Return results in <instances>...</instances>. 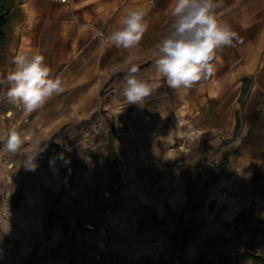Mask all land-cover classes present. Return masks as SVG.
<instances>
[{
    "label": "crops",
    "instance_id": "crops-1",
    "mask_svg": "<svg viewBox=\"0 0 264 264\" xmlns=\"http://www.w3.org/2000/svg\"><path fill=\"white\" fill-rule=\"evenodd\" d=\"M126 1L0 0V78L15 55L32 52L64 87L29 123L0 100V134L25 133L16 153H0V210L14 215L3 264H168L126 251L128 240L157 237L160 223L170 259L203 264L208 240L230 237L234 218L253 201L264 206V0H222L217 19L239 39L217 50L214 74L189 89L170 88L154 67L170 8L151 12L164 21L138 48L100 44L96 29L118 27ZM129 55L141 79L159 84L143 104L123 97ZM94 120L108 132L91 137ZM189 196L198 230L182 247ZM125 214L128 231L118 224Z\"/></svg>",
    "mask_w": 264,
    "mask_h": 264
},
{
    "label": "clouds",
    "instance_id": "clouds-1",
    "mask_svg": "<svg viewBox=\"0 0 264 264\" xmlns=\"http://www.w3.org/2000/svg\"><path fill=\"white\" fill-rule=\"evenodd\" d=\"M222 0H173L170 29L156 44L154 67L166 79L172 89H189L201 80H208L215 71L212 61L216 51L233 46L239 39L229 25L217 19L216 9ZM148 30L146 12L139 8H129L107 35L96 30L101 45L118 49L133 50ZM39 53L23 52L13 57L14 66L5 78H0V100H6L25 114L43 107L54 95L64 91L63 81L52 73ZM129 55L124 75L123 97L127 104H143L159 87L156 82H148L139 77V66ZM25 133L10 128L0 134L4 150L16 153L23 144ZM35 154L27 156L29 167H34Z\"/></svg>",
    "mask_w": 264,
    "mask_h": 264
},
{
    "label": "trees",
    "instance_id": "trees-1",
    "mask_svg": "<svg viewBox=\"0 0 264 264\" xmlns=\"http://www.w3.org/2000/svg\"><path fill=\"white\" fill-rule=\"evenodd\" d=\"M1 25V19H0ZM237 154V152H236ZM228 160L225 159L218 167V172L224 173L226 171V165ZM219 181L218 176L210 180V183H217ZM187 206L190 207V215L181 226V245L187 247L190 245L193 237L198 229L193 227L195 221L194 206L190 203V196L188 197ZM256 202H252L248 208L242 209L238 215L234 218V222L247 229V238L235 246L230 247L226 251L215 252V243L217 241L224 242V239H212L208 240L205 244L207 255H215L214 260L205 261L203 264H264V256L258 254L255 250L258 246L260 237H264V228L261 225L264 223L255 217ZM52 215V211L48 216Z\"/></svg>",
    "mask_w": 264,
    "mask_h": 264
},
{
    "label": "rangeland",
    "instance_id": "rangeland-1",
    "mask_svg": "<svg viewBox=\"0 0 264 264\" xmlns=\"http://www.w3.org/2000/svg\"><path fill=\"white\" fill-rule=\"evenodd\" d=\"M155 1V0H154ZM158 4L156 5H148V4H144L143 1H139V0H127L124 3V12H127V10L129 8H133V7H139L141 4L142 7H139L141 9H143L146 12V21L148 23V30L145 32L143 38L146 39L148 37H151L152 33L154 31L157 32V30L153 29L156 26H161L163 21L161 17H155V16H151V12H156L157 10H162L164 9V7L166 8H170L171 10V5L173 0H158ZM168 18L170 19V23L168 25H166V27L164 28V30L161 31L166 35V33L168 32V30L170 29V26L173 22V17L171 16V11L170 14L168 16ZM157 36V34L155 35V37ZM4 151V147H3V143L0 142V153H3ZM1 213L2 211L0 210V264H3L5 261L6 256L8 255V253L10 251H12L13 249L11 247H9V243H10V236L11 233L14 229L13 226L9 225H4L2 222V217H1ZM255 217L264 222V206H256L255 209ZM262 228H264V223L261 225ZM224 231H226L224 229ZM247 229L241 225H239L238 227L236 226L234 229L233 234L228 237L227 234H223L222 237H220L221 239H224V242H221L220 240L217 241L214 245L215 247V252H219V251H226L227 249H229L232 246H235L236 244L243 242L246 238H247ZM258 254H261L264 256V237H260L259 239V243L258 246L256 247L255 250ZM215 255H208L207 259L205 261H212L214 260ZM244 264H252V263H244Z\"/></svg>",
    "mask_w": 264,
    "mask_h": 264
},
{
    "label": "built area",
    "instance_id": "built-area-1",
    "mask_svg": "<svg viewBox=\"0 0 264 264\" xmlns=\"http://www.w3.org/2000/svg\"><path fill=\"white\" fill-rule=\"evenodd\" d=\"M53 2L60 4V5H68L71 3V0H52ZM153 2L154 0H147ZM97 30V29H96ZM100 31L104 32L103 29H99ZM96 33V32H95ZM106 34V33H105ZM107 35V34H106ZM99 41V38L96 37ZM100 42V41H99ZM101 44V43H100ZM107 45V44H105ZM15 111L18 115H21V123H29L32 118L34 117V111L30 114H25L22 110L15 108ZM7 118L12 117V113L9 112L6 114ZM112 124L114 125V132L118 134L117 130V120L114 114H111ZM93 124V132L91 133V137H98L100 134H106L107 128L104 124V121H97L94 120ZM12 166V165H11ZM10 167V166H9ZM108 196L109 194H105ZM192 201L194 200V196H191ZM188 217H186L187 219ZM129 221L130 217L128 214H125L121 220L119 221V226L124 228L125 230H129ZM85 229L89 231H94V226L90 224L85 225ZM159 235L149 241L145 242H135L133 240H128L126 244V251L127 253L134 255L136 257H147L154 261L155 263L166 262L168 264H180V260L175 255L172 259H170V253L172 251V246L168 237V227L166 224L160 223L158 224ZM106 234V231H105ZM112 238L115 237V233L111 234Z\"/></svg>",
    "mask_w": 264,
    "mask_h": 264
},
{
    "label": "bare ground",
    "instance_id": "bare-ground-1",
    "mask_svg": "<svg viewBox=\"0 0 264 264\" xmlns=\"http://www.w3.org/2000/svg\"><path fill=\"white\" fill-rule=\"evenodd\" d=\"M1 217H2V222L4 225H9L10 224V219H12L14 217V215L10 212H8L7 210H3L1 213ZM29 223V222H28Z\"/></svg>",
    "mask_w": 264,
    "mask_h": 264
}]
</instances>
